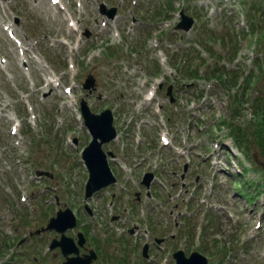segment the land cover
Returning a JSON list of instances; mask_svg holds the SVG:
<instances>
[{"label":"rangeland","instance_id":"1","mask_svg":"<svg viewBox=\"0 0 264 264\" xmlns=\"http://www.w3.org/2000/svg\"><path fill=\"white\" fill-rule=\"evenodd\" d=\"M112 8L116 21L106 12ZM180 9L195 19L188 33L174 30ZM5 25L11 26L12 37ZM156 42L165 56L161 65L155 49L147 48ZM129 51L145 56L136 60ZM196 65L194 87L182 90ZM47 67L60 85L46 86ZM133 71L137 77L145 71L164 78L156 94L165 104L163 112L174 119L173 133L190 131L178 124L181 115L192 116L194 124L198 119L200 184L192 197L185 193L172 201L137 202L133 189L127 200L120 195V209L107 205L110 199L102 193L86 204V176L71 145L74 133L83 136L84 129L75 121V101L86 98L96 111L104 106L97 107V95L110 104L127 100L136 81ZM87 74L96 79L91 96L82 86ZM168 84L175 89L174 104L187 102L177 114L165 94ZM65 86L71 87L69 93ZM190 96L199 101L192 115ZM158 132L156 125L146 129L150 138ZM39 170L52 178L37 175ZM238 177L240 183L232 185ZM239 189L253 193L251 199ZM57 203L70 207L78 222L66 235L86 228L96 238L99 264H174L172 251L179 248L186 255L203 253L209 264H264V0H61L57 5L0 0V264L64 260L57 247L48 249L59 233H35ZM131 204L134 214L121 215ZM175 221L180 228L175 229ZM132 223L134 234L123 231ZM161 237L165 241L143 258L144 242Z\"/></svg>","mask_w":264,"mask_h":264},{"label":"water","instance_id":"2","mask_svg":"<svg viewBox=\"0 0 264 264\" xmlns=\"http://www.w3.org/2000/svg\"><path fill=\"white\" fill-rule=\"evenodd\" d=\"M109 121L110 119H108L106 123V128L105 125L94 127L91 123H88V126L94 136H100L102 139H104V136H107V140H109L112 137V132L110 134L106 133L107 131L111 130ZM96 123H98V121ZM84 158L86 160V165L90 172L89 186L91 188L103 186L104 184H108L110 181L113 180L108 174L109 170L106 165L104 154L100 150V143H96L95 141H93L85 150ZM101 177L102 180L97 182V179ZM91 182L96 183L92 184ZM89 191L90 188H88V193ZM69 242L70 240L62 237V240L59 243L63 247H66V244H68ZM65 252L66 254L69 252H74L76 256L67 258V260L61 264H89V262L91 261V256H87L84 258L78 256V249L74 245L69 246V248H67ZM174 257L176 259V264H207L206 258L197 253H192L189 258H185L183 252L178 251L174 254Z\"/></svg>","mask_w":264,"mask_h":264}]
</instances>
